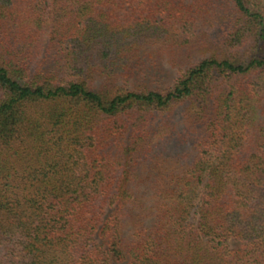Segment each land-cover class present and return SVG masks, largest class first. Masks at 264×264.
Masks as SVG:
<instances>
[{"label":"trees","instance_id":"16d2710c","mask_svg":"<svg viewBox=\"0 0 264 264\" xmlns=\"http://www.w3.org/2000/svg\"><path fill=\"white\" fill-rule=\"evenodd\" d=\"M0 264H264V0H0Z\"/></svg>","mask_w":264,"mask_h":264}]
</instances>
